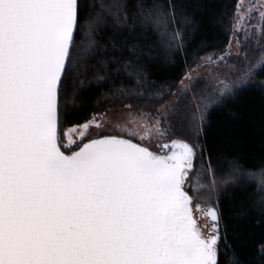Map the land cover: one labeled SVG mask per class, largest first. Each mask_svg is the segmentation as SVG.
<instances>
[{"label": "snow or ice", "instance_id": "6c2138e0", "mask_svg": "<svg viewBox=\"0 0 264 264\" xmlns=\"http://www.w3.org/2000/svg\"><path fill=\"white\" fill-rule=\"evenodd\" d=\"M211 7L0 0V264H255L241 258L239 222L264 225V165L240 163L232 125L247 97L264 108V0H235L226 49L196 65L242 58L235 78L209 83L191 69L175 92L149 79L211 23L193 8ZM253 12L261 23L249 30ZM126 78L134 89L115 86ZM101 88L120 106L91 108ZM251 135L264 140V122Z\"/></svg>", "mask_w": 264, "mask_h": 264}, {"label": "trees", "instance_id": "16d2710c", "mask_svg": "<svg viewBox=\"0 0 264 264\" xmlns=\"http://www.w3.org/2000/svg\"><path fill=\"white\" fill-rule=\"evenodd\" d=\"M212 4H214V7H211L206 12H199L193 8L192 11L195 13L197 21L211 20V23L206 24L197 33L196 40L188 48L186 54L177 57L173 63L159 60L154 66L153 74L149 78L150 82H154L157 87L170 85L172 86L171 90L174 92L184 74L193 68L202 57L220 53L226 49L230 39V17L234 9L235 0H212ZM115 86L117 88L123 87L126 90L134 89V81L131 78H126L125 83H118ZM106 92H108L107 88H101L97 97L89 101L90 107L101 110L119 107L120 100L111 94L105 97L103 93ZM96 99H99V104H96ZM136 103L140 107L149 109L159 106V104H151L148 100L136 101ZM238 105H243V107L242 111L237 113V117L242 115L243 119L241 122L232 125V127L237 130L234 134L240 137V145L238 147L247 151L240 163L248 169H258L264 165V140L258 138L253 140L251 134L255 133L257 137L259 136L262 122H264V108L261 107L259 98L254 95L247 97L246 105H244L243 101L238 102ZM233 111H235V108H233ZM224 112L227 113L228 109L226 108ZM87 115H90V111L85 109L84 116L86 117ZM80 122L83 123V119ZM221 123V121L215 120L214 117V130ZM249 141L252 142L249 143ZM239 228L246 239V244L242 248L241 258L246 261L252 260L255 261V264H259L260 253L264 252V225L256 222L240 221ZM229 243L240 247L238 242L230 240ZM221 251L223 252V249ZM232 256L233 252L229 251V258Z\"/></svg>", "mask_w": 264, "mask_h": 264}, {"label": "rangeland", "instance_id": "374dc122", "mask_svg": "<svg viewBox=\"0 0 264 264\" xmlns=\"http://www.w3.org/2000/svg\"><path fill=\"white\" fill-rule=\"evenodd\" d=\"M251 2H254V0H245L246 7L250 6ZM258 23H261L259 21V19H258V14L253 12L251 14V19L249 21V30H251V25L258 24ZM230 36H231V34H230ZM233 52H235V47H233ZM220 53H222V52H220ZM220 53H214V54H211V55H208V56H205V57L216 56V55H218ZM260 54H261V49H260L259 46L253 44V45H251L249 47L248 56H249L250 60H254ZM198 63H201V59L197 62V64ZM244 63L245 62L243 61L242 58H233V59L229 60L227 62V64L220 63V64H218L216 66H212V65H207L206 64V65H204L203 67H200V68H196V65H197L196 64L191 69H195V71L193 72L194 76L197 73H200L201 76H202V79L204 81L211 83L212 80H213V77H215L216 75H219L221 78H223L225 75H227L230 79L235 78L236 70L232 67V65H235L237 68H242ZM207 73H212V76H209ZM179 87H180V84L176 87L175 91H177V89ZM201 87H203V84L201 85ZM142 108H144V110H146V111H154L155 110V108L154 109H149L147 107H142ZM197 167H199V166H197ZM200 182L201 183H206V181H203V180H201ZM191 187H192L193 190H195L198 187L197 177L195 175H193L192 178H191ZM193 195L194 196L196 195L195 191H193ZM201 203H203V201H201Z\"/></svg>", "mask_w": 264, "mask_h": 264}, {"label": "flooded vegetation", "instance_id": "af4514ba", "mask_svg": "<svg viewBox=\"0 0 264 264\" xmlns=\"http://www.w3.org/2000/svg\"><path fill=\"white\" fill-rule=\"evenodd\" d=\"M194 203H195V202H194ZM194 216H196L197 218L200 216V213L197 212V211H195V209H194ZM201 223H203V221H201Z\"/></svg>", "mask_w": 264, "mask_h": 264}]
</instances>
